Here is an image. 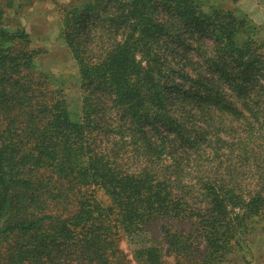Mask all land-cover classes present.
Returning <instances> with one entry per match:
<instances>
[{
  "label": "trees",
  "instance_id": "obj_1",
  "mask_svg": "<svg viewBox=\"0 0 264 264\" xmlns=\"http://www.w3.org/2000/svg\"><path fill=\"white\" fill-rule=\"evenodd\" d=\"M0 0V264H223L264 223V40L212 0H84L71 108ZM148 242L147 244H145ZM171 259V262H169Z\"/></svg>",
  "mask_w": 264,
  "mask_h": 264
},
{
  "label": "rangeland",
  "instance_id": "obj_2",
  "mask_svg": "<svg viewBox=\"0 0 264 264\" xmlns=\"http://www.w3.org/2000/svg\"><path fill=\"white\" fill-rule=\"evenodd\" d=\"M83 1L14 0L13 9L6 18L9 31L21 29L29 35L31 48L38 51L35 60L37 68L53 77L54 85L63 90L73 109L79 106L83 93L78 69L61 38V20L64 10L80 6ZM212 1L223 9L247 16L257 28L256 39L264 40V0ZM136 245L125 238L119 243V247L127 254L128 264H138L133 250ZM243 248V252L230 255L223 264H264V223L256 224Z\"/></svg>",
  "mask_w": 264,
  "mask_h": 264
}]
</instances>
